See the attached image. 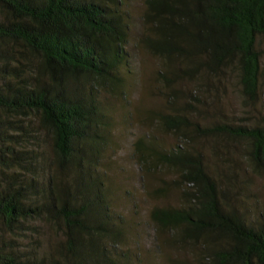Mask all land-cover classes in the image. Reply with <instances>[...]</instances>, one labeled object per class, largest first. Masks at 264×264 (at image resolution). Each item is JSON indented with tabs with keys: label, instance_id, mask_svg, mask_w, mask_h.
<instances>
[{
	"label": "trees",
	"instance_id": "1",
	"mask_svg": "<svg viewBox=\"0 0 264 264\" xmlns=\"http://www.w3.org/2000/svg\"><path fill=\"white\" fill-rule=\"evenodd\" d=\"M130 4L0 0V264H130L116 250L134 227L108 199L106 111L129 102L136 49L160 61L163 99L140 115L176 145L144 134L133 158L144 188L174 175L152 197L183 201L151 211L156 247L179 254L170 264H264V0H143L135 37ZM35 222L63 236L58 258L4 239Z\"/></svg>",
	"mask_w": 264,
	"mask_h": 264
},
{
	"label": "rangeland",
	"instance_id": "2",
	"mask_svg": "<svg viewBox=\"0 0 264 264\" xmlns=\"http://www.w3.org/2000/svg\"><path fill=\"white\" fill-rule=\"evenodd\" d=\"M129 11L130 20L132 24H135V26L132 25V37H135L142 29L143 0H132ZM131 52L135 55V60L134 64H131L132 69L130 71L132 74L127 81L129 102L124 108L122 104L112 100L106 111V115L114 121L113 145L112 149L108 151V159L106 160L110 167L107 181L108 199L111 201L113 208L123 216L125 223L130 227H134L127 234L128 236L125 239L127 242L118 246L116 250L119 253L122 251L129 252L130 264H170L169 259L172 257L170 254H179L166 247H162L161 250L156 247V232L151 221V211L156 207L180 206L183 202L181 201V194L175 191L166 198L152 197L150 192L152 193L153 189L161 187L163 185L162 181H170L174 178V175L167 171L158 172V174H154L147 179L148 189L144 188L143 174L133 157L135 155V142L144 134H152L155 131L157 137L165 142L168 147L176 145V138L162 130H157L145 120L144 115H140V112L143 111L139 110L141 105H144L143 109H157L163 105L162 97L154 93L155 88L159 86L154 77L160 69V61L140 49L131 50ZM106 98L105 96L102 98L105 104H107ZM229 101L234 107L238 106L235 95H230ZM236 109L239 110V108ZM254 181V189L260 191L256 194H258L257 198L260 205H262L264 190L258 189V186L261 187L263 182L259 177H255ZM33 227L36 228L25 232L26 236L23 234L13 236L5 234L6 238L4 237V239L6 241L13 239L20 245L21 249L29 251L35 249L38 251V259L46 258L49 261L51 254L57 257L59 243L64 239L61 233L50 225L41 222H35ZM136 233H138V236ZM3 234L0 231V238ZM138 256L143 261L142 263L137 261ZM177 257L180 259L185 258L183 253ZM191 257L193 258V256Z\"/></svg>",
	"mask_w": 264,
	"mask_h": 264
}]
</instances>
